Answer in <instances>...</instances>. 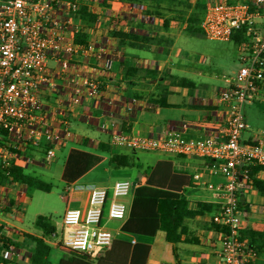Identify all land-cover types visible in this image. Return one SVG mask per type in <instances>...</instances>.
I'll list each match as a JSON object with an SVG mask.
<instances>
[{
  "label": "crops",
  "instance_id": "1",
  "mask_svg": "<svg viewBox=\"0 0 264 264\" xmlns=\"http://www.w3.org/2000/svg\"><path fill=\"white\" fill-rule=\"evenodd\" d=\"M101 3L102 0L91 3L90 7L99 11L93 26H84L78 21V33L86 36V44H78L84 48L71 58L62 54L50 56L47 61L49 77L40 83V99L52 122L62 115L65 117L71 135L51 162L46 160L43 149L34 148L19 149L25 161H11L8 168H17L21 176L45 179L48 183L41 182L50 188L40 190L20 179L0 181V222L4 226L5 241L14 242L22 259L30 264L35 245L27 235L42 239L50 246L45 264H219L222 239L213 228L211 218L221 209L218 186L224 179L212 173L213 162L198 156L115 147L111 134L119 130L158 138L164 132L175 131L185 140L212 137L222 141L227 132L231 103H222L218 95L236 83L239 71L232 70L234 78L228 76L227 71L233 69L234 59L241 63L243 44H235L236 52L221 47L225 52L221 56L223 67L213 71L203 65L209 58L216 59L214 53L218 49L197 60L179 45L185 36L197 35L187 30L188 17L180 19L177 13L168 11L146 15V5L114 1L107 9ZM257 21L264 33V15ZM113 31L133 33L141 39H126V43L121 44L112 36ZM78 33L73 32L74 37ZM144 38L153 41L147 42ZM85 80L101 84V97L90 96L83 84ZM76 89L80 91L78 102L73 97ZM252 94L256 96L250 97L248 102H255L264 110V81ZM260 114L264 118V113ZM254 140H264V130L248 129L243 133V142ZM5 143L4 133L0 131V145ZM36 168L41 171L36 173ZM152 175L155 185L150 186ZM195 175H199V179H195ZM256 177L264 179V172L260 171ZM121 180L130 181L133 189L120 199L128 208L125 219L117 221L105 217L103 221V227L114 234L109 249L98 250L84 259L72 254L64 257L56 241L50 240L49 233L39 226V219H46L43 215L49 213L44 204L34 213L39 217L38 228L42 232L37 234L25 227L26 212L35 196L43 203L52 195L65 201L60 223L51 226L46 222L58 231L63 228L67 209L88 207L90 186L110 189ZM170 186L187 201L190 211L201 212L185 219V231L179 243L169 242L166 233L153 223L130 221L139 189L168 191ZM31 188L47 195H35L30 192ZM67 192L68 195H64ZM238 196L241 230L264 232L262 194L246 184L240 186ZM256 262L264 263V247L258 252Z\"/></svg>",
  "mask_w": 264,
  "mask_h": 264
},
{
  "label": "built area",
  "instance_id": "2",
  "mask_svg": "<svg viewBox=\"0 0 264 264\" xmlns=\"http://www.w3.org/2000/svg\"><path fill=\"white\" fill-rule=\"evenodd\" d=\"M100 0H0V131L6 143L0 145L2 166L22 160L19 149H43L47 161L56 158L71 132L62 115L52 122L40 99V83L48 80L50 56L73 57L83 45L76 43L73 32L79 31L78 16L83 7ZM264 0H206L201 30L211 41H231L244 32L241 68L233 87L219 92L222 103H231L226 136L222 141L212 137L185 140L180 132L168 131L158 138H148L113 130L111 143L139 151H160L174 155L198 156L213 162L212 173L221 175L218 186L222 205L211 218L222 239L219 264H264L240 238L241 218L238 190L248 183L245 170L249 165L264 168V140L243 142L249 125L242 106L264 81V33L258 28V17L264 14ZM91 97H101V84L95 80L83 83ZM259 85V86H258ZM79 89L73 95L80 100ZM54 123L56 125H54ZM199 179V175H195ZM213 188V185H209ZM133 189L128 180L117 181L110 189L89 187V205L84 209H67L62 232L47 237L71 253L91 256L109 249L114 234L103 227L105 217L123 220L127 205L121 198ZM0 222V264H30L22 259L14 242L5 241Z\"/></svg>",
  "mask_w": 264,
  "mask_h": 264
},
{
  "label": "trees",
  "instance_id": "3",
  "mask_svg": "<svg viewBox=\"0 0 264 264\" xmlns=\"http://www.w3.org/2000/svg\"><path fill=\"white\" fill-rule=\"evenodd\" d=\"M114 1L134 4V5H146V15H159L162 11L175 12L180 19L184 18V15L188 10L191 14L187 18V30L192 34H199L202 32L196 26L197 22H200L206 9V0H102L101 6L107 9L111 8ZM236 1V0H234ZM231 2V1H230ZM233 2V1H232ZM110 14V13H109ZM78 21L84 26H93L99 17V11L93 7H83L77 14ZM168 21L165 22L166 28ZM201 28V27H200ZM112 36L120 40L121 44L126 43V39L140 40L141 37L134 35L133 33H123L113 31ZM76 43L86 44L85 34H76ZM147 42H152L148 38H144ZM233 42L236 45H241L245 40L244 32H239L233 35ZM259 86V85H258ZM248 174V185L256 188L264 197V179L257 178V174L260 171L264 172V168L257 165H249L245 169ZM17 168L0 167V181L6 178H12L21 180L25 184L31 187L38 188L40 190H49V186L45 185L40 180L32 179L30 177L21 176L17 173ZM21 176V177H20ZM154 175L151 176L149 185H155ZM170 186L168 191L158 190L153 191L149 188H142L136 192V198L131 212V223L133 220H140V223H153L155 228H160L166 233L167 240L171 243H179L184 234V221L186 218L194 217L201 212H193L188 209V203L185 199L179 196L176 191ZM200 207L204 208L203 204ZM151 211V212H150ZM146 212V214L143 213ZM142 221V222H141ZM39 226L42 227L45 232L50 233L54 231L53 227L46 223V219H39ZM215 230L220 232L219 227L213 226ZM27 239L34 243L35 248L31 256L32 264H45L48 253L50 252V246H48L42 239L27 235ZM240 238L248 246L252 247L253 252L257 254L264 247V232L253 230H241ZM62 251L85 258L84 255H78L71 253L60 248Z\"/></svg>",
  "mask_w": 264,
  "mask_h": 264
},
{
  "label": "rangeland",
  "instance_id": "4",
  "mask_svg": "<svg viewBox=\"0 0 264 264\" xmlns=\"http://www.w3.org/2000/svg\"><path fill=\"white\" fill-rule=\"evenodd\" d=\"M223 1L232 2L234 0H223ZM190 14H191V11L188 10L187 12H185V14H181V16L184 15V17H188ZM196 26L201 31L200 22H197ZM262 30H264V26ZM248 39L249 38L245 36L244 42L248 41ZM179 45L182 46L183 49L188 50L191 56L193 58H196L197 60L200 59L201 55H204L205 53L211 55V52L213 50L218 49V51L214 53L216 54L215 56L216 59L209 58L208 61L203 65L205 68L211 69L213 71L214 70L216 71L219 68L223 67V64L221 63V56L224 55L225 52L222 50L223 48L221 47H229V50L231 48L232 50L234 49L233 50L234 52H236V46L233 41L231 42L211 41L204 36L203 32H200L199 34L195 36H191V35L185 36L183 40L179 43ZM234 61L235 63H234L233 69H231L230 71H227L228 73L227 75L232 78H234L233 73H231L232 70L233 72H238L241 66V63L238 59L236 60L234 59ZM254 96L256 95H253L252 93L250 94V97H254ZM263 111L264 110L255 102L247 101L243 104L242 113L245 116V119L250 126L249 128L250 130L252 131L261 130V129L264 130V118H262V114H260V113H264ZM263 117H264V114H263ZM38 171H41V170L36 168V173H38ZM124 172L130 173V171H124ZM41 181H43L44 183H48L47 181H45V179H42ZM30 192L35 193V195H47L34 188L33 189L31 188ZM60 192L61 194L64 193L62 190H60ZM64 195H68V192L65 193ZM47 199L48 200L45 203H43L41 200H39L35 196V200L32 206L29 207L28 211L26 212L27 216L25 218V227L30 228L31 230L35 231L37 234L42 232V229L38 228L39 217L34 216V213L38 211L37 207L40 208L41 206H43V204L48 207L49 209L48 215H43V216L46 218V222H48L51 226H56V224L60 223V215L65 207V201L59 200V198H57V195L49 196ZM58 232L59 233L62 232L60 228L58 229ZM63 255L64 257H69V254L66 252H64Z\"/></svg>",
  "mask_w": 264,
  "mask_h": 264
}]
</instances>
